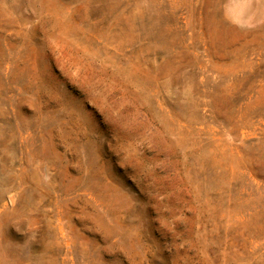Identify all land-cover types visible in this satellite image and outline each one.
<instances>
[{
    "label": "rangeland",
    "instance_id": "obj_1",
    "mask_svg": "<svg viewBox=\"0 0 264 264\" xmlns=\"http://www.w3.org/2000/svg\"><path fill=\"white\" fill-rule=\"evenodd\" d=\"M0 264H264V0H0Z\"/></svg>",
    "mask_w": 264,
    "mask_h": 264
}]
</instances>
